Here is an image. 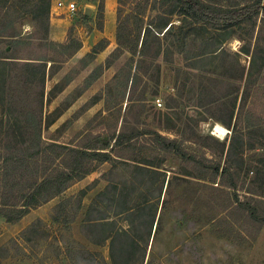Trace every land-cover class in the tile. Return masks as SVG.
Returning <instances> with one entry per match:
<instances>
[{"label": "rangeland", "instance_id": "1", "mask_svg": "<svg viewBox=\"0 0 264 264\" xmlns=\"http://www.w3.org/2000/svg\"><path fill=\"white\" fill-rule=\"evenodd\" d=\"M103 1L51 0L47 33L29 17L11 18L17 37L0 39V181L12 152L19 182L37 179L30 158L37 136L42 146H97L109 156L85 160L83 177L18 222L0 217V264L248 258L252 244L264 248V140L244 130L253 123L264 133V0H200L217 10L260 1L252 22L197 20L169 0H112L100 11ZM118 8L134 55L116 43ZM142 43L150 58L138 63ZM248 76L253 84L241 101ZM132 132L131 144H114ZM168 141L173 149L164 148ZM8 142L15 150L4 148ZM58 152L59 160L47 154L49 171L71 161Z\"/></svg>", "mask_w": 264, "mask_h": 264}, {"label": "trees", "instance_id": "2", "mask_svg": "<svg viewBox=\"0 0 264 264\" xmlns=\"http://www.w3.org/2000/svg\"><path fill=\"white\" fill-rule=\"evenodd\" d=\"M103 1V0H102ZM136 0H116L117 5H123L126 3L134 4ZM168 1V0H167ZM173 5H180L182 11L191 18L197 20H203L207 22H221L222 20H237V21H251L254 16H257L260 11V1H256L253 6L242 9H224L217 10L200 0H169ZM103 3L100 6V11L103 10ZM51 0H0V39H14L17 37L16 28L14 23L12 25V19H20L29 17L34 29L39 30L42 28L45 33L48 31V17L50 14ZM14 21V20H13ZM116 22L117 28L115 33L116 43L121 50L135 54L133 50L134 43L131 40L126 41L121 35V19L119 8L116 11ZM167 26V24H163ZM164 26V27H165ZM171 26L165 31L166 34ZM130 35V33L128 34ZM158 40V37L156 38ZM143 43L141 46V51L139 54L138 63L144 62L143 59L150 58L143 50ZM153 59L157 58V54L151 57ZM137 68V67H136ZM140 70V69H139ZM141 72V71H140ZM143 72V71H142ZM233 78V77H232ZM253 82L250 81V77L246 79V84L243 88V93L241 96V101L244 100V93L249 91ZM243 105V104H241ZM239 106V109L241 107ZM243 107V106H242ZM263 122L261 123V125ZM35 128V131L37 132ZM244 130L246 136L250 138H255L260 134L261 139L264 140V133L261 131L262 128L253 123H246L244 125ZM135 138L134 132L123 135L120 133L115 140V145L117 146H127L131 144L132 140ZM159 139L166 141L162 137ZM170 146L164 147L166 150L173 149L174 143L168 141ZM264 143V141H263ZM18 143H10L4 145L6 150H15ZM40 137L37 136V142L33 145L34 153L30 158L34 159L33 170L37 176V179L33 183L23 186L17 179V171L19 169V160L15 155V152L9 154L2 161V180L0 181V217H2L6 223H16L21 220L31 209H34L49 200L53 199L60 193H62L72 181L80 179L85 175L88 170L84 169L85 160L107 162L109 156L105 153H101L99 150L102 148H97V146L84 147L82 149H67V147L59 144H46V146L41 145ZM233 137L230 140L227 154L230 155L233 152ZM254 145H250L248 149H252ZM66 150L72 156L71 161L67 165H62L61 168H55L49 171L47 154L52 152L57 156L58 160L60 157V152ZM247 151V149H246ZM22 161V160H21ZM23 162V161H22ZM29 164V163H28ZM28 164L25 167L28 169ZM66 166V167H65ZM224 175L229 172L228 169L224 167L221 171ZM218 169L215 170V178L218 176ZM221 176V174H220ZM12 177V179L10 178ZM221 181V179H220ZM263 184V182H261ZM260 183V184H261ZM227 188H236L235 183H224ZM68 201L64 202L66 204ZM249 217L258 220L256 215V209L252 208ZM259 223L264 225V215L259 219Z\"/></svg>", "mask_w": 264, "mask_h": 264}, {"label": "crops", "instance_id": "3", "mask_svg": "<svg viewBox=\"0 0 264 264\" xmlns=\"http://www.w3.org/2000/svg\"><path fill=\"white\" fill-rule=\"evenodd\" d=\"M104 5H106V9L107 6L110 7L112 5V0H104ZM261 247V244H259V242L254 243L251 245L250 251L251 253L249 254L250 256L246 259H242V260H237L236 263L234 264H264V258L260 259L259 257H257V254L260 255V253H257L258 250H261L264 248H259Z\"/></svg>", "mask_w": 264, "mask_h": 264}, {"label": "built area", "instance_id": "4", "mask_svg": "<svg viewBox=\"0 0 264 264\" xmlns=\"http://www.w3.org/2000/svg\"><path fill=\"white\" fill-rule=\"evenodd\" d=\"M57 7L60 8V7H63V3L62 2H58L57 3ZM67 10L68 12L70 13H73L76 11V6L74 3H70L68 6H67ZM159 106V105H158Z\"/></svg>", "mask_w": 264, "mask_h": 264}, {"label": "water", "instance_id": "5", "mask_svg": "<svg viewBox=\"0 0 264 264\" xmlns=\"http://www.w3.org/2000/svg\"><path fill=\"white\" fill-rule=\"evenodd\" d=\"M88 13V11H85V14H87Z\"/></svg>", "mask_w": 264, "mask_h": 264}]
</instances>
